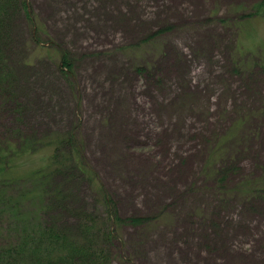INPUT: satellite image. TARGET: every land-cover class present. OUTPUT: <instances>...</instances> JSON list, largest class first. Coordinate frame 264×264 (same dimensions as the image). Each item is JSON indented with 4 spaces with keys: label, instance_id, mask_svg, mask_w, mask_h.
I'll use <instances>...</instances> for the list:
<instances>
[{
    "label": "rangeland",
    "instance_id": "rangeland-1",
    "mask_svg": "<svg viewBox=\"0 0 264 264\" xmlns=\"http://www.w3.org/2000/svg\"><path fill=\"white\" fill-rule=\"evenodd\" d=\"M0 185L39 264H264V0H0Z\"/></svg>",
    "mask_w": 264,
    "mask_h": 264
},
{
    "label": "trees",
    "instance_id": "trees-1",
    "mask_svg": "<svg viewBox=\"0 0 264 264\" xmlns=\"http://www.w3.org/2000/svg\"><path fill=\"white\" fill-rule=\"evenodd\" d=\"M5 188L6 187L4 185H0V191H1V194H0V211H2L3 210L2 208L6 207V205L8 203L12 202L9 195L7 194V190ZM19 204H15V205H19ZM29 225L38 228L39 223L34 221V222L29 223ZM19 227L20 226L18 225L16 227V229ZM43 228H39V229L43 230ZM22 229H23V227H22ZM19 230L21 231L20 228H19ZM27 239L28 238L25 237L24 241L20 242L18 245H11L10 244L11 246H9L8 248L6 247V245H8V244H5L6 242H4L0 248V264H27V263L39 264L41 259L45 260V262H47V260H48L47 256L51 253L50 249L46 248L45 251L47 252V254L46 255L44 254V256H43L42 252L36 251L37 242L34 245H31V244L26 243ZM29 239H35V238H29ZM64 239H66V237H64ZM50 240H51V237H50ZM49 242L50 241L48 240V243ZM50 245H52V244H50ZM49 263H50V261L48 262V264Z\"/></svg>",
    "mask_w": 264,
    "mask_h": 264
}]
</instances>
